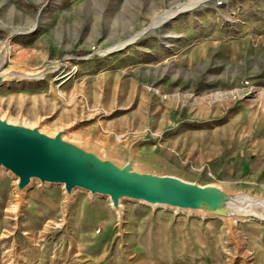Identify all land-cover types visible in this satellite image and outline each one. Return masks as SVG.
I'll return each mask as SVG.
<instances>
[{
  "label": "rangeland",
  "instance_id": "rangeland-1",
  "mask_svg": "<svg viewBox=\"0 0 264 264\" xmlns=\"http://www.w3.org/2000/svg\"><path fill=\"white\" fill-rule=\"evenodd\" d=\"M1 57L28 76L0 81L11 122L264 197V0H0ZM17 179L0 166V264H264L259 220Z\"/></svg>",
  "mask_w": 264,
  "mask_h": 264
},
{
  "label": "water",
  "instance_id": "water-1",
  "mask_svg": "<svg viewBox=\"0 0 264 264\" xmlns=\"http://www.w3.org/2000/svg\"><path fill=\"white\" fill-rule=\"evenodd\" d=\"M0 164L18 176L22 185L30 178H36L42 182L64 184L67 189L81 187L92 193L136 200L160 199L163 194L191 190L189 184V189L182 190L179 179L168 187L164 179L134 174L126 168L118 170L66 149L57 138L48 140L1 122Z\"/></svg>",
  "mask_w": 264,
  "mask_h": 264
},
{
  "label": "bare ground",
  "instance_id": "bare-ground-1",
  "mask_svg": "<svg viewBox=\"0 0 264 264\" xmlns=\"http://www.w3.org/2000/svg\"><path fill=\"white\" fill-rule=\"evenodd\" d=\"M155 22V21H154ZM5 62V58H0V70L1 66ZM24 79L28 77L27 75L17 73L16 75L5 74L0 71V81L10 78ZM11 80V79H10ZM5 81V80H4ZM0 122L8 125L17 127L20 130L29 131L30 133H37L41 137H44L48 140H54L57 138L60 142V145L65 147L68 150L76 152L84 157H89L94 160H97L106 165H110L118 170L128 169L129 172L138 174V175H147L146 169L137 161H131L130 165H125L119 163L111 151H107L93 143L81 142L75 140L74 138L61 134L57 132L56 136L50 137L47 133L43 132L39 128L30 126L24 121L13 123L9 120L8 117L4 118L0 116ZM38 127V126H37ZM45 131V130H44ZM70 137V138H69ZM112 153V154H111ZM2 164H0L1 166ZM149 176V175H147ZM151 176V175H150ZM156 179H163L156 176ZM17 191L18 194H22L24 188L29 185L33 178H30L29 182L26 185H22L20 178L17 176ZM167 182L168 187L172 186L174 181L169 179H164ZM181 189H189L188 184L180 183ZM65 186V185H64ZM167 188V187H166ZM166 188L164 190H166ZM72 189V188H71ZM191 190H187L185 193H172V194H163L160 199H151V198H138L137 200L146 201L153 206H172L178 209H186L189 212H202L200 214L205 215L204 213L208 211L218 212L227 219L228 226L233 225V221L237 218L240 219H256L261 222H264V197H259L254 194L239 193L233 194L231 192L225 191L220 187L216 186H200V185H191ZM70 192V191H69ZM92 193V192H91ZM122 196L112 197V204L118 208V212L122 213V204L120 203ZM128 199V198H127ZM133 199V198H131ZM218 214V215H219ZM208 217V216H207ZM211 217V216H210ZM223 220V219H222Z\"/></svg>",
  "mask_w": 264,
  "mask_h": 264
}]
</instances>
